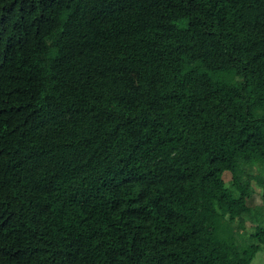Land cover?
Returning <instances> with one entry per match:
<instances>
[{"label":"trees","instance_id":"1","mask_svg":"<svg viewBox=\"0 0 264 264\" xmlns=\"http://www.w3.org/2000/svg\"><path fill=\"white\" fill-rule=\"evenodd\" d=\"M256 210L264 0H0V264H251Z\"/></svg>","mask_w":264,"mask_h":264},{"label":"rangeland","instance_id":"2","mask_svg":"<svg viewBox=\"0 0 264 264\" xmlns=\"http://www.w3.org/2000/svg\"><path fill=\"white\" fill-rule=\"evenodd\" d=\"M223 179L225 182H227L230 179V173L224 172ZM254 188H255V192L251 197V199L249 200V204L251 206L260 204L259 189L256 186H254ZM254 217L256 222H261L264 220V213L256 210L254 212ZM247 228H248L247 225L237 224L233 226L232 231L236 237H241L246 234V231H248ZM251 264H264V246L261 247V251L256 255V257H254Z\"/></svg>","mask_w":264,"mask_h":264}]
</instances>
